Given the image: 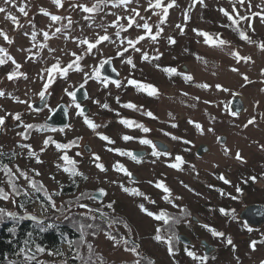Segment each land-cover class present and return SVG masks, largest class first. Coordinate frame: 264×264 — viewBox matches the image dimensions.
<instances>
[{
	"label": "rangeland",
	"instance_id": "obj_1",
	"mask_svg": "<svg viewBox=\"0 0 264 264\" xmlns=\"http://www.w3.org/2000/svg\"><path fill=\"white\" fill-rule=\"evenodd\" d=\"M16 2L17 4H26L29 15L27 17L21 16L16 8L5 5L3 0H0V7H6L14 15H17L23 25L22 28L13 30L11 22L5 20L4 14L0 13V28L8 32L14 41L12 45H7L0 39V44L8 48L10 54L22 65L20 71L26 74L27 79L21 77L14 81H8L6 74L13 69V65L8 63L0 66V89L19 99L29 100L32 104L39 99L36 93L41 88L42 82L39 74L42 70L56 63L57 58H59L61 66H64L72 59L66 53L71 51L79 53L82 51L72 39L65 40L64 34L61 33L47 41L49 48L55 49L54 52L50 53L48 48H33L32 52L37 54L35 59H27L28 53L19 49L32 48L33 42L30 41L29 36L25 35L26 32L31 33L33 30L29 21L35 24L37 42L43 41L41 30L51 31L48 27L51 21L39 12L40 7L47 8L54 14L70 16L73 24L67 30V34L70 37L81 39L85 36L93 38L97 32L103 34L98 25L109 24L115 19L116 15L128 14L123 7L106 8L104 12L98 13L94 17V22L90 27L89 22L83 19V14L78 9L73 10L69 7V4L74 0H64V7L59 11L50 3V0H16ZM82 2L90 3L92 0H82ZM251 2L253 4L252 10L259 11L255 5L261 3V0H251ZM190 3L191 0H177L178 7L170 9L167 24L164 26V33L158 44H152L145 40L138 45L144 51H147L150 56L155 54L154 49H158L162 53L159 60L142 61L140 53L129 50L125 56H132L135 64L133 68L131 65L123 63L121 58L116 57L119 41H116V43L104 42L98 46V49L94 50L93 55H84L80 61L81 71H70L66 79L60 78L58 74L54 73L55 79L49 89L50 98L47 106L55 109L58 104L66 105L69 109L68 125H70V128H65L63 132L57 130L35 131L33 133L32 130L30 132L32 134H29L30 139L27 141H22L16 135L18 131L23 129L18 128L17 122L11 120V118L7 119L6 127L0 129V152L11 160V163L7 165L15 173L13 181L18 188L19 185L23 187V193H28L27 195L24 194V197L29 201L26 204L27 207H21L20 195H18L10 198L9 201L0 200V209L15 212L18 216L25 215V213L35 215L43 220L45 228H47L49 220L63 218L58 211H52L51 209L47 213H43L41 202L36 199L34 190L27 186L28 182L24 177L16 173L17 167L27 174L28 179L35 180L37 184H43L50 194L60 193L61 187L70 182L78 184L77 195L64 197L59 194L53 197L57 207L62 206L65 209V215L68 216V219L63 218L59 223L72 225L76 237L73 240L69 238L62 240V255L59 256L53 252L44 251L43 253H37L36 260L31 263L39 261L40 264H43L47 261H53L54 264H61L64 255L69 253L68 256H71L74 260L77 259L76 264H132L133 259H140L142 264H148V261H153L154 264H173V259L176 264H194L189 257L183 256L185 253L179 243L174 245L179 255L176 254L174 258L170 257L166 245L153 239L157 228L162 229L160 233L162 236H165V233L170 235L173 229L180 230V233L187 235L192 240L191 243L194 244L199 253H201V248L198 245V240H206L207 243L216 248L208 254L207 264H260L264 260V243L260 242L264 238H258V232L252 233L244 230L237 218L239 210L244 205L253 203L254 200L259 199L264 194L256 188H253L254 191L251 188L247 190L248 187L244 188L243 184H240V181L243 180L244 182L247 179L246 177L261 178L264 175V147H262L264 146V91H261V89H264V82H262L264 76L260 74L261 69H264V52H261L254 44H248L241 40L233 28L226 26L229 22L218 9L224 7L231 10L229 0H205L206 7L197 5L190 13L191 19L186 26L185 34L181 35L175 25L183 23L182 11ZM138 4L141 14L151 16L150 23H154L157 17L152 16L151 12L143 11V8L147 6V0H138ZM137 6V3H133L129 7ZM240 11L242 15L245 14L243 8ZM108 12L113 14L105 15ZM60 23H67V21L58 22L56 26H60ZM252 24L255 31L248 30L250 38L257 42L264 41V23H261L257 17L253 19ZM240 27L246 29V24L242 22ZM193 28L212 34H222L229 43L223 48L207 46L203 43L202 37L198 38L195 35L192 31ZM114 31L115 29H108L109 35L115 41ZM139 34L140 31L133 28L122 35L135 38ZM169 35L175 38L176 44L169 45L167 43V36ZM186 49L187 51H185ZM233 50L240 52L242 55L251 56L253 62L237 64L231 56ZM197 56L202 57V59L198 60ZM108 57H112L113 66L121 75V86L108 85L107 88H104L98 81L89 80L85 86L88 99L84 105L88 107L87 116L90 119L92 118L97 125H100L96 132L107 135L114 141L113 144H107L96 137V133L83 123V118L76 114V109L71 106V100L64 92V89L69 88V85L78 87L83 82L84 73H90L101 59ZM182 64L187 66L190 74L194 77L193 81L185 82L182 76L169 77L161 70L166 66L178 69ZM156 65H159L160 68H157ZM233 67H237L239 73L231 71ZM240 73L246 74L252 82L245 83ZM130 76L154 84L159 90V96L148 95L143 97L134 86H129L127 83ZM201 83H207L211 87L203 89L196 86ZM217 84L223 85L245 100L246 111L242 115L235 118L227 113L225 105L229 103L232 95L228 92L218 91L215 87ZM69 90L73 89L69 88ZM93 101H99V104L93 103ZM205 101H209V103H205ZM129 102L137 107L135 109L123 107L124 104ZM257 102L259 103L257 104ZM104 103L108 104L107 109L100 107ZM0 106L8 112H20L25 123L36 125L44 124L50 114L48 109L41 112L30 111L25 104L14 102L7 95L0 98ZM146 111L152 112L155 119L148 117ZM0 114L3 113L0 112ZM252 117H255V124L249 125L247 128L243 127L248 119ZM120 119H130L136 123L144 124L151 129V138L164 140L172 147L173 157L175 154H179L189 158L194 166L204 168L203 172H200L199 176L198 172H195L194 176L191 167L175 171L167 167L169 158H147L140 163L141 165L134 166L129 161V157L121 156L114 151H108V148L127 151L128 149H139L141 147L140 143L137 142V138L145 136V133H141L142 131L138 128L130 132L119 122ZM190 119L199 122L203 126V134L188 123ZM172 124H175L176 127H172ZM209 128L213 131H208ZM164 132L181 137L183 140L190 141V143L187 145L182 141L172 140L170 136L164 135ZM124 135L132 136L134 139L124 141L122 139ZM222 135L228 137V141L222 146L230 149V154L227 156L224 154V148L216 149L214 143L215 138ZM47 136H51L60 143H68L77 137L81 138L80 140H86L92 151L101 157L100 162L103 163L106 171L100 172L87 156L78 157V170L88 179L69 176L62 169L56 167L57 163L62 162L58 160L59 153L54 146L48 147L43 153L39 152L43 139ZM20 143L30 144L39 154L42 163L38 164L35 159L29 158L27 150L19 147ZM202 143L212 146V153L207 154L201 161H196L193 152L197 145ZM76 151H79V149L74 147L69 150L68 154L74 157ZM237 151L243 157V162L235 159ZM13 153H15V156L12 155ZM80 158H83V160ZM117 162L138 174L141 180L139 190L145 193L150 198L149 200L131 196L122 191L120 185L123 184L128 187L129 184L125 175L113 169V165ZM213 165L217 166L213 167ZM2 166L0 165V168ZM230 166L236 167L237 172L230 176L231 184L225 185L223 191L238 197L234 187L238 185L246 191L247 196L243 200L239 197L235 200L229 199V196L227 198L225 196L220 197L217 196L215 191L210 193L207 190L208 184L220 183L216 177L223 173L226 167ZM37 172L40 174L36 175ZM155 180H164L166 185L173 190V202L177 205L176 207L165 202L161 198L160 191L149 183V181ZM261 180L264 183V178H261ZM112 181H116V183H112ZM203 184H205L204 187ZM244 184L246 183L244 182ZM183 185H188L192 191H189ZM0 188L10 191L6 175L2 170H0ZM99 188L106 190V195L102 197L101 201L97 202L85 197L79 202L87 204L91 209H99L97 212H103L105 214L103 217H106L109 222L97 219L95 215L77 208V196H80L82 192L93 195ZM257 192L262 193L255 195ZM175 197H180V199H175ZM12 199L16 203H12ZM68 201L72 202L71 206L67 203ZM150 201H155V203ZM109 203H112V208L107 207ZM140 204H143L145 208L153 213H158L159 209H163L168 214H175L177 218L182 216L181 209L188 211L189 208L187 213L196 214L198 218L211 227L222 231L225 236L224 238H216L208 231L201 230L200 227H194L193 224L189 223L188 216L184 217L180 223L175 224V227L174 225L166 226L163 221H157L142 212L138 207ZM218 208H224L229 215H222ZM69 211H72V213H69ZM233 215L235 219L232 218ZM25 220L31 219L25 218ZM20 221L22 220L5 218L0 222L6 224L13 222V226H16ZM31 221L36 224L33 220ZM80 224L85 225L83 242H81ZM89 224L93 227L88 228L87 225ZM125 224L127 227H125ZM37 226L40 227V225ZM13 228L16 229V227ZM108 229L107 234H111L112 231L115 232L114 237L118 243L108 239L106 233L102 232L108 231ZM253 230L258 231V229ZM176 231L174 232L176 233ZM260 232L263 233L264 228ZM119 234L139 246V257H133L131 253L124 250L126 246ZM228 237L232 239L235 251L231 246L226 245L225 240ZM69 241L72 242L71 247ZM252 241H257L255 250L249 247ZM89 244L92 245L91 251L88 249ZM128 245L129 247L132 246L129 243ZM33 250L35 251V247H33ZM25 252L27 253V250ZM49 253H52V255H49ZM20 255L21 263L29 264L25 260L24 253H20ZM14 258L9 261L13 262L16 260Z\"/></svg>",
	"mask_w": 264,
	"mask_h": 264
},
{
	"label": "snow or ice",
	"instance_id": "obj_2",
	"mask_svg": "<svg viewBox=\"0 0 264 264\" xmlns=\"http://www.w3.org/2000/svg\"><path fill=\"white\" fill-rule=\"evenodd\" d=\"M231 4V10L226 9L224 7H220L218 11L227 19L229 22L228 27L233 28L234 31H236L239 35V38L248 44H254L261 52H264V41L257 42L250 38L248 35V30L255 31L253 28L252 21L254 18H259L261 23H264V0H261V3H258L255 5L259 11H253V4L251 0H229ZM3 3L5 5H10L13 8H16V10L19 12L21 16L27 17L29 15V12L27 10V5L24 3L17 4L16 0H3ZM50 3L55 7L57 11H59L61 8L64 7V0H50ZM137 3V7H129L131 4ZM197 5L201 7H206L205 0H191V3L189 6L182 11V17H183V23H177L175 25V28L179 31L181 35L185 34L186 26L191 19L190 13L193 8L197 7ZM239 5V7H237ZM69 7L73 10L78 9L83 14V19L85 21L89 22V26L91 27L94 22V17L101 12H104L106 8H117V7H123L124 10L128 13L127 15H116L115 19L112 20L109 24L104 25L100 24L98 27H100L103 31V34H100L99 32L94 34L93 38H89L85 36L84 38H78V37H70L67 34V30H69L73 24V20L70 16H61L59 14H54L53 12L49 11L47 8L40 7L39 12L45 16L48 17L51 23L48 25L49 29L51 31H44L41 30L43 41L37 42V31L35 30V24L32 23V21H29V23L32 26V32L31 33H25L26 36H29L30 41H32V48L29 49H19L20 51H24L28 53L27 59L32 60L35 59L36 53L32 52L33 48H48V51L54 52L55 49L49 48L47 41L57 36V34H64V39H72L73 42L76 43L78 48H81V52H75L71 51L66 53L72 59L64 66H61L59 58H57L56 63L52 64L50 67L43 69L42 72L39 74L40 80H41V88L36 95L39 96L41 101H44L46 96L49 95V89L51 85L54 83V73L58 74L60 78L66 79L68 76V73L72 70L75 71H81V64L80 61L83 59L84 55H93L94 50L98 49V46L103 44L104 42H110V43H116V41H119V46L116 51V57L121 58L123 63H127L128 65H131L133 68L135 67V64L133 63L132 56H125L126 53L129 52V50H132L135 53H140V59L142 61L150 62L153 60H159L162 53L159 52L158 49H154V55H149L147 51H144L141 47L138 45L141 44L142 41H149L152 44H158L159 40L161 39L163 33H164V26L167 24L168 17H169V11L170 9H173L174 7H178L177 0H147V6L143 8L144 12H151L152 16L157 17V20L154 23H150L151 16H144L141 14L140 7L138 4V0H92L90 3L82 2V0H74V2H71L69 4ZM245 10V14H241V9ZM0 13L4 14V19L11 22L13 25V30L20 29L23 27V25L20 23V19L17 15H14L12 12L8 10L6 7H0ZM113 13H105V15H110ZM67 21V23H60V26H56L58 22ZM125 21V22H122ZM246 24V29H242L240 27L241 23ZM112 28L115 29L114 36L116 40L114 41L112 36L109 35L108 29ZM138 29L140 31V34L135 36V38H131L128 36H123V33L128 32L130 29ZM192 31L195 33V35L200 38H203V43L210 47H219L223 48L225 45H227L229 42L223 39L219 33L212 34L207 31H203L197 28H193ZM0 39L3 40L4 44L12 45L14 43L13 38L9 35L8 32H6L4 29L0 28ZM176 40L173 36L169 35L167 36V43L169 45L176 44ZM199 42V41H198ZM187 51V49L185 50ZM231 56L235 60L237 64L244 62L245 64L251 63L252 57L248 55H242L240 52L233 50L231 52ZM198 60L202 59V57L197 56ZM112 57L101 59L99 64L95 66L92 71L85 72L84 73V79L83 82L79 84L78 87L69 85V88H72L73 90H69V88H65L64 92L65 94L70 98L71 100V106H73L76 109V114L83 118V123L96 135L101 139L102 141H105L107 144H113L114 141H112L107 135L101 134L96 132V130L100 127V125H97L92 119H90L87 114L86 110L81 107L79 103H77V91L80 89H84L85 85L88 83L89 80H96L98 81L104 88H107L109 83L115 84L117 87L121 86V81L116 80H110L107 76L101 75V70L105 67V65L111 64ZM8 63H11L13 65V69L9 71L6 74V78L8 81H14L21 77L24 79H27V76L25 73L20 71L22 65L17 62V60L10 54L8 48L4 47L2 44H0V66L6 65ZM157 68H160L159 65H156ZM165 74H167L169 77L172 76H182L185 82H191L194 80V77L190 73H184L178 71L175 67L166 66L161 69ZM113 71L115 69L113 68ZM231 71L239 73V69L237 67L231 68ZM261 76H264V69H261L260 72ZM242 76V79L245 81V83H251L252 81L249 80V77L246 74L240 73ZM264 82V81H262ZM129 85H133L137 88L139 91L146 92L149 96H155L158 95L159 90L147 83H141L136 81L135 79H129L127 81ZM199 88L207 89L211 86L207 83H201L196 85ZM216 89L221 92H228L233 97L238 95L237 93L231 92L230 89L224 87L221 84L215 85ZM261 91H264V89H261ZM9 96L14 102L18 104H25L27 106V109L33 112H38L40 109L33 107V104L26 99H19L18 97H14L11 95V93H6L3 89H0V98H3L5 96ZM27 95V94H26ZM186 95V93H185ZM85 97L87 98V93L85 92ZM198 99V98H197ZM93 103L99 104V101H93ZM205 103H209V101H205ZM259 102H257L258 104ZM45 107H48L45 105ZM100 107L107 109L109 106L107 103L101 104ZM123 107L135 109L137 106L132 104L131 102L124 104ZM49 112H55V109L49 108ZM225 110L230 114L231 116L235 117L238 116V111L234 110L231 102L225 105ZM65 114H67V108L64 109ZM0 112L3 114H0V129H3L6 127V121L8 118H11V120L17 122V127L22 128V131H18L16 135L21 138L22 141H27L29 139V134L32 130H36L39 132L43 131H57V129L52 128L47 123L36 125L32 123H25L22 119L20 112H8L5 110L2 106H0ZM146 115L150 118L155 119L152 112L148 111ZM48 119H51V116L48 117ZM121 124H123L125 127L132 128L136 127L140 129L143 133L147 134L151 131L150 128L146 127L144 124L136 123L135 121L128 120V119H121L119 121ZM255 117H252L248 119L247 123L243 125V127L247 128L249 125L255 124ZM188 123L192 125L199 133H204L203 126L194 120H189ZM172 127H176L175 124H172ZM65 128H70V125H64L63 128H60L59 131L63 132ZM208 131H213V129L209 128ZM166 136H170L172 140H179L182 141L184 144H189L190 141L183 140L181 137L172 135L171 133L164 132L163 133ZM81 138L77 137L76 139L69 141L68 143H60L55 141L51 136H47L43 139L42 147L39 149L40 153H43L49 146H54L55 149L58 151L59 156L58 160L62 163H57L56 167L59 169H62L64 173H67L71 177H82L83 179L87 180L88 177L84 176L82 172L78 170V163L79 161L76 160L74 157L70 156L69 150L72 148H79V141ZM122 139L124 141H130L133 140L134 137L129 135L122 136ZM217 141L221 142L222 138L217 137ZM139 143L142 145H146L151 149V155L155 158L160 157H168L169 162H167V167L175 169V170H182V166L186 164L187 162L184 160V158L177 154L174 157L171 153H169L166 150H161L157 144H155L152 140L142 137L139 139ZM19 147L27 150V156L29 158L35 159L36 163H42L39 154L36 150L32 148L30 144L27 143H20ZM264 147V146H262ZM110 152H116L121 156H127L135 163H141L143 160V157L139 154L133 153L131 151H123L121 149H113L108 148L107 149ZM187 150V149H186ZM3 153L0 152V155ZM224 154L227 156L230 154V149H228L226 146L224 147ZM15 156V153L12 154ZM83 155V152L77 151L75 153L76 157H80ZM91 159L94 166L100 171L105 172L106 169L101 163V157L95 153H91ZM235 159L238 161L243 162V157L240 155L239 151L235 153ZM155 162V161H153ZM217 165H213V167H216ZM193 170L195 171V166H192ZM113 169L118 172L122 173L126 177L129 178V180H133V174L121 163L117 162L113 165ZM6 176H7V185L10 191H6L4 188H0V200L9 201L10 198L20 195V189L17 187V185L13 181V177L15 173L9 168L7 164L3 165L2 168H0ZM16 173L19 174V176L24 177L27 182L28 186L33 189L35 192H43L44 199L46 203H41V208L43 210V213H47L49 208H51L52 211H58L64 219H68V216L65 215V209L61 206L60 208L57 207L54 195H59V192L50 194L45 188L43 184H37L35 180L28 179L27 174L19 169L17 167ZM40 173L37 172L36 175H39ZM261 178H264V175H262ZM216 179L222 181L225 185L231 184V181L228 180L223 174L218 175ZM248 180H251L252 182H256L257 177L250 176L248 177L244 182L247 183ZM112 183H116V181H112ZM150 184H152L156 189L160 190L162 192V199L165 202H168L172 204L174 207L177 205L173 202V194L171 189L166 185V183L162 180H155V181H149ZM183 183V182H181ZM185 188H187L189 191H192V189L189 188L188 185H183ZM122 191L125 193L131 195V196H137L142 197L145 200H149L150 198L143 192H141L138 188H129L124 186L123 184L120 185ZM211 187V185H209ZM235 191L236 193H241L242 189L236 185ZM219 193L221 196H229L231 199L235 200L238 199L237 196H232L230 193H227L223 190H219ZM97 192L100 197H103L106 195V190L104 188L97 189ZM25 195L28 193L25 192ZM88 198L92 200H96L97 197L95 195H91L85 192H82L80 196L76 197L77 206L82 209H86L87 213H92L95 211H99V209H91L87 204L80 203L83 198ZM175 199H180V197H175ZM12 203H16L14 199L11 201ZM151 203H155V201H150ZM70 206L72 204L71 201L67 202ZM23 207V205H21ZM108 208H112V203H109L107 205ZM142 212H145L148 216L152 217L153 219L157 221H163L165 225H168L170 222L172 224H178L181 222V220L184 217L189 216V213L185 209H181L182 216L177 217H171L169 214L164 211L160 210L158 213H153L149 211L143 204H140L138 206ZM220 213L222 215H229L228 212H226L225 209L221 208L219 209ZM85 213V214H87ZM262 214H264V210H262ZM101 215H105L103 212H101ZM5 218H10L12 220H24L25 218H29L33 220L37 225H40V231L43 232L46 230V228L43 226L44 222L43 220L39 219L35 215H28L25 213V215L18 216L17 213L12 211H5L4 209H0V221H3ZM235 219V216L232 217ZM54 227L53 224H48L47 228ZM88 228H92L93 225L89 224L87 225ZM125 227L127 225L125 224ZM205 230H207L213 237L216 238H224L225 234L222 231L216 230L214 227H211L210 225L203 224L201 225ZM244 227L248 231H252L251 228L248 227L247 224H244ZM80 232H81V242H83L84 238V224H80L79 226ZM10 232L14 233L15 228H10ZM161 230L159 228L156 229V234L153 237V239L158 243H163L167 247V253L170 257H175L176 255V249L174 247L175 244L180 243V237L176 235V233L173 231L170 235L167 237L162 236ZM106 236L108 239L113 240L114 242L118 243L116 241V238L113 237L111 234H107ZM261 243H264V240L260 241ZM125 247V251L132 254L133 257H139L138 252V245L133 244L132 246H127L128 241H123ZM226 245H229L232 247L233 251H235V245L233 244V241L230 237L226 238L225 240ZM72 242L69 241V246L71 247ZM257 245V241H252L249 245V247L253 250H255ZM89 251L92 249V245H88ZM45 249L39 245H36L35 247V253H43ZM184 253L187 257H189L194 264H207V261L209 259L208 255H201L198 254L196 251L192 250L187 244H185ZM20 253H24L25 260L31 264L32 261L36 260V255L34 254H27L25 252L24 248L20 249ZM62 255V253H58ZM49 255H52V253H49ZM77 255H79L77 253ZM215 259V257H213ZM9 264H15V262L9 261ZM36 264H40L39 261H36ZM132 264H142L140 259H133ZM148 264H154L153 261H148ZM173 264H176V261L173 259ZM260 264H264V260L260 262Z\"/></svg>",
	"mask_w": 264,
	"mask_h": 264
},
{
	"label": "trees",
	"instance_id": "obj_3",
	"mask_svg": "<svg viewBox=\"0 0 264 264\" xmlns=\"http://www.w3.org/2000/svg\"><path fill=\"white\" fill-rule=\"evenodd\" d=\"M137 91L143 97L148 96L146 92L140 93L139 90ZM10 163V159H7L3 154L0 155V165ZM20 193V203L23 206H26L29 201L24 197V193L22 190H20ZM77 193L78 184L75 182H70L62 186L60 189V194L64 197H73L77 195ZM34 195L38 201H40L41 203H46L43 197V192L34 191ZM77 208L79 209L78 206ZM69 213H72V211H69ZM55 219L56 220L51 219L49 220V222H47L48 224H53L54 227L46 228V230L43 232L40 231V227H38L36 224L25 219L20 221L21 224L17 223L16 226H13V222H11V224L0 222V264H9V260H12V258L14 257H16L14 258L16 260L13 261L15 262V264H22L20 259V249L24 248L25 250H27V254L31 255V253H29V250L33 247H36V245L43 247L46 252H53L60 256V254L58 253H61L62 240L64 238L73 240L76 236L74 234L75 229L72 225H68L67 223L63 222L59 223V221H62L63 218H61L60 220L58 218ZM13 227H16L14 233L9 231V229ZM68 254L69 253H66V255ZM69 258V264L77 263V259L74 260L71 256H69Z\"/></svg>",
	"mask_w": 264,
	"mask_h": 264
},
{
	"label": "flooded vegetation",
	"instance_id": "obj_4",
	"mask_svg": "<svg viewBox=\"0 0 264 264\" xmlns=\"http://www.w3.org/2000/svg\"><path fill=\"white\" fill-rule=\"evenodd\" d=\"M112 66H113V60H112ZM113 68L115 69V67L113 66ZM117 72H118V77H119V79L118 80H120V81H122L121 80V75H120V73H119V71L117 70V69H115ZM130 79H135L136 81H138V82H141V83H147V84H151V85H153V86H155L154 84H152V83H149V82H146V81H143V80H140V79H136V78H133V77H131L130 76ZM125 81H126V79H125ZM109 85H115V84H112V83H109ZM86 86V85H85ZM116 86V85H115ZM130 86V85H129ZM133 86V85H132ZM156 87V86H155ZM134 88L135 89H137L135 86H134ZM157 88V87H156ZM85 90H86V88H84ZM86 93H87V99H88V92H87V90H86ZM49 96V97H48ZM156 96H159V92H158V95H155L154 97H156ZM47 97H48V101H47V104L46 105H48L49 104V98H50V94L49 95H47ZM40 100V98L37 100V102ZM87 101V100H86ZM85 101V102H86ZM84 102V103H85ZM36 103V102H35ZM84 103H82V104H80L81 105V107L82 108H84V107H86L87 109H88V107L87 106H85L84 105ZM44 109H49V107H45ZM44 109H42L41 111H43ZM41 111H39V112H41ZM147 112V111H146ZM52 113V112H51ZM228 113V112H227ZM50 115V114H49ZM89 117V116H88ZM92 119V118H91ZM128 120H130V119H128ZM94 121V120H93ZM95 122V121H94ZM126 129L127 130H129L130 132H133V130H137V128L136 127H132V128H128V127H126ZM36 130H33V133L35 132ZM141 133H143V132H141ZM32 134V133H31ZM30 134V135H31ZM29 135V136H30ZM151 133L149 132V133H147V134H145V136H142V137H146V138H148V139H150V140H152L153 142L154 141H159V142H161V143H163L167 148H166V151H168L169 153H171L172 155L174 154L173 153V149H172V147L168 144V143H166L164 140H161V139H159V138H151ZM225 136V135H224ZM96 137L97 138H99L97 135H96ZM142 137H139V138H137V142L139 143V139L140 138H142ZM217 137H219V136H217ZM217 137L215 138V140H214V143H215V145H216V149H220V148H224V147H222L223 145H220V144H218L217 142H216V140H217ZM30 139V138H29ZM28 139V140H29ZM228 141V140H227ZM188 145V144H187ZM200 145H205V146H207L208 147V149H209V152L208 153H206V154H202L201 156H197V154H196V152H197V149H198V147L200 146ZM214 145V144H213ZM140 146L141 147H139V149H128L127 151H131V152H133V153H138V152H143V154L141 155L142 157H143V160H142V162L144 161V160H146L147 158L148 159H151V158H154V159H157V158H155V157H153L152 155H151V149L148 147V146H146V145H142V144H140ZM50 147V146H49ZM52 147V146H51ZM78 149V148H77ZM117 149V148H116ZM214 150V149H213ZM212 151V146H210V145H208V144H204V143H202V144H199V145H197V147L194 149V152H193V157L195 158V160L197 161V160H200L201 161V159L203 158V157H205L207 154H209V153H212L211 152ZM77 152V151H76ZM75 152V153H76ZM95 153V152H94ZM96 154V153H95ZM175 155H177V154H175ZM174 155V156H175ZM182 156V155H181ZM183 158H184V160L187 162L186 164H184L183 166H182V169L183 168H185V167H191V168H193L192 166H194L192 163H191V161H190V159L189 158H185L184 156H182ZM74 158L76 159V160H78V157H76L75 155H74ZM87 158H90L91 159V156L90 157H87ZM160 158H168V157H160ZM80 159H82L83 160V158H80ZM92 160V159H91ZM79 161V160H78ZM130 162H131V164L132 165H134V166H138V165H141L140 163H135L134 161H132L131 159L129 160ZM241 162V161H240ZM203 169L204 168H202V167H200V166H195V171L193 170L192 172L194 173V176H195V172H198V176H199V174H200V172H203ZM175 170V169H174ZM130 171V170H129ZM175 171H178V170H175ZM132 174H133V180H129V178L128 177H126V180L128 181V187L129 188H138L139 189V184H140V182H141V180L139 179V176H138V174H136V173H134V172H132V171H130ZM237 172V168L236 167H233V166H230V167H226L225 169H224V172L223 173H221V174H223L228 180H230L231 181V175H233L234 173H236ZM221 174H219V175H221ZM15 178V177H14ZM246 178H248V177H246ZM16 179H18L17 177H16ZM162 181H164V180H162ZM219 182L220 183H218V184H208V186H207V190H209V192L211 193L212 191H215L216 193H217V196H220L221 197V195H220V193H219V191H218V189L219 190H223L224 188H225V184L222 182V181H220L219 180ZM166 183V182H165ZM243 184V187L244 188H247V190L249 189V188H251V190H253L254 191V189L253 188H256V189H258L259 191H262V192H264V183L262 182V180H261V178H257V180H256V182H252L251 180H248L247 181V183L246 184H244V182H243V180L242 181H240V184ZM239 184V185H240ZM204 185L205 184H203V187H204ZM209 185H211V187H209ZM229 185V184H228ZM169 187V186H168ZM240 187V186H239ZM170 188V187H169ZM19 189L20 190H23V187L21 186V185H19ZM171 189V188H170ZM10 190V189H9ZM160 191V190H159ZM171 191L173 192V190L171 189ZM262 192H257L255 195H257V194H260V193H262ZM160 193L162 194V192L160 191ZM245 196H247L246 195V191L244 190V189H242V192L241 193H238V197L241 199V200H243L244 199V197ZM228 196H225V198H227ZM229 199H231V198H229ZM251 205H264V194L263 195H261L260 196V198L259 199H256V200H254V202L253 203H249V204H246V205H244L240 210H239V212L241 211V210H243L245 207H248V206H251ZM181 207V206H180ZM180 207H179V210H180ZM218 209H221V208H218ZM224 209V208H223ZM158 210V209H157ZM160 210H163V209H159L158 211H160ZM188 211H189V208H188ZM187 211V212H188ZM239 212H238V214H239ZM238 214H237V218H238ZM169 216H171V217H175V214H169ZM193 218H196V220L197 221H199V223H196V221H195V223L192 221V219ZM185 220V219H184ZM188 220H189V223H191V224H193L194 225V227H197V228H199L200 227V229L202 230V229H204L203 227H201V225H203V224H207L206 222H204V221H202L200 218H198L197 217V215L196 214H193V213H190L189 214V216H188ZM238 222L244 227V224H246L244 221H242V220H240L239 218H238ZM168 225H170V226H173L174 225V227H175V224H172L171 222L168 224ZM168 225H166V226H168ZM208 225V224H207ZM262 227H257V228H253V227H249V228H251L252 229V231H249V232H252V233H254V232H258L259 234H258V238H264V232L263 233H261L260 232V230H262V228H264V224L263 225H261ZM253 229H258V231H255V230H253ZM161 231H162V229H160ZM205 230V229H204ZM244 230H247L245 227H244ZM173 231H176L175 229H173ZM180 231V230H179ZM179 231H176V235H178L179 237L180 236H182V237H184V238H188L189 239V237L187 236V235H185V234H182V233H180ZM207 231V230H206ZM165 236L167 237L168 236V233H165ZM126 238V237H125ZM201 240H204V239H200V240H198V245L200 246V241ZM189 241L190 242H192V240H190L189 239ZM206 241V240H205ZM207 242V241H206ZM180 244V247L182 248V249H184V244H182L181 242L179 243ZM209 244V243H208ZM210 245V244H209ZM190 248H192V250H194V251H196L198 254H201V255H205V251H204V248L203 247H201L200 246V248H201V253H199L198 252V250H196V248L194 247V244L193 243H191L190 245H188ZM210 246H212V245H210ZM213 247V246H212ZM214 248V247H213ZM216 248H214L213 250H211V251H214ZM140 254V253H139ZM176 254H178L179 255V253L177 252V250H176ZM183 256H186L185 254H183Z\"/></svg>",
	"mask_w": 264,
	"mask_h": 264
},
{
	"label": "water",
	"instance_id": "obj_5",
	"mask_svg": "<svg viewBox=\"0 0 264 264\" xmlns=\"http://www.w3.org/2000/svg\"><path fill=\"white\" fill-rule=\"evenodd\" d=\"M220 36L224 39V36L222 34H220ZM178 71L184 72V73H190L187 66L183 65V64L179 66ZM101 75L109 77L110 80L119 79L118 72L116 70L113 71L112 63L105 65V67L101 70ZM85 92H86L85 89H80L79 91H77V103L82 104L87 100V98L85 97ZM47 101H48V97L46 96L44 101L39 100L38 102L33 104V107L38 108L41 111L42 109L45 108ZM229 102H231L234 110H237L239 113L238 116H235V118L239 117L240 115H242V113H244L246 111L245 102L240 96L236 95V96L232 97ZM65 108H67V114H65V111H64ZM84 109L86 110V114H87L88 109L86 107H84ZM68 113H69V109L66 105L58 104L55 108V112H52L49 115V116H51V119H48V117H49L48 116L47 119L45 120V123L50 125L52 128H58V129L63 128L64 125H68V123H69ZM219 137L222 138V141L218 142L216 140V142L220 145L226 144L228 137H226L224 135L219 136ZM154 143L157 144L161 150H166V148H167L163 143H161L159 141H154ZM79 145H80V147L78 148L79 151L83 152V155L80 157H86V156L90 157L91 153H94L86 140H80ZM208 152H209V149L207 146L200 145L197 149L196 154H197V156H201L202 154H206ZM136 154L142 155L143 152H138ZM94 195L97 197L96 200L101 199V197L99 196L98 193H95ZM262 210H264V205H251V206L245 207L243 210H241L238 214V218L240 220L244 221L248 225V227L257 228V227H260L261 225L264 224V214H262ZM95 215L98 217V219H101L103 221L104 220L108 221L105 217H103L99 213H95ZM192 221L194 223H195V221H196V223H199V221H197L196 218H193ZM180 242L184 245L185 244H187V245L191 244V242L189 241L188 238H184L182 236H180ZM200 246L204 248L205 255L210 254L211 250L214 249L205 240L200 241ZM29 253L34 254L35 252H33L32 250H29ZM35 255H36V253H35Z\"/></svg>",
	"mask_w": 264,
	"mask_h": 264
},
{
	"label": "built area",
	"instance_id": "obj_6",
	"mask_svg": "<svg viewBox=\"0 0 264 264\" xmlns=\"http://www.w3.org/2000/svg\"><path fill=\"white\" fill-rule=\"evenodd\" d=\"M68 259H70L69 256L65 254L63 258V262H61V264H69ZM49 264H54V262L51 261ZM55 264H58V263H55Z\"/></svg>",
	"mask_w": 264,
	"mask_h": 264
},
{
	"label": "crops",
	"instance_id": "obj_7",
	"mask_svg": "<svg viewBox=\"0 0 264 264\" xmlns=\"http://www.w3.org/2000/svg\"><path fill=\"white\" fill-rule=\"evenodd\" d=\"M242 98V97H241ZM243 99V98H242ZM244 100V99H243ZM244 102H245V100H244ZM245 105H246V103H245Z\"/></svg>",
	"mask_w": 264,
	"mask_h": 264
},
{
	"label": "bare ground",
	"instance_id": "obj_8",
	"mask_svg": "<svg viewBox=\"0 0 264 264\" xmlns=\"http://www.w3.org/2000/svg\"><path fill=\"white\" fill-rule=\"evenodd\" d=\"M49 97V96H48Z\"/></svg>",
	"mask_w": 264,
	"mask_h": 264
}]
</instances>
